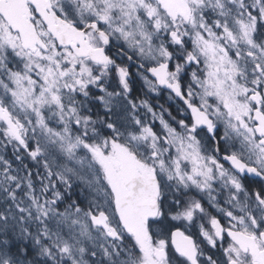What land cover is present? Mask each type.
Listing matches in <instances>:
<instances>
[{
  "label": "snow or ice",
  "instance_id": "snow-or-ice-1",
  "mask_svg": "<svg viewBox=\"0 0 264 264\" xmlns=\"http://www.w3.org/2000/svg\"><path fill=\"white\" fill-rule=\"evenodd\" d=\"M0 264H264V0H0Z\"/></svg>",
  "mask_w": 264,
  "mask_h": 264
},
{
  "label": "trees",
  "instance_id": "trees-1",
  "mask_svg": "<svg viewBox=\"0 0 264 264\" xmlns=\"http://www.w3.org/2000/svg\"><path fill=\"white\" fill-rule=\"evenodd\" d=\"M133 87L135 89V92L133 93V95L140 94L141 89L143 88L142 81L140 79H138V78L135 77V81H134ZM144 91H146V89H144ZM149 95H151V94H149ZM152 103L154 105H156L157 108H159V105H161V104H163L165 107H167L168 105H171V111L173 112L174 115L176 114V108L174 107V105L172 103H169L168 102V100L165 98V95L163 97L159 98L158 100L157 99H153L152 100ZM165 115H167V114L165 113ZM157 127H159V126L157 125ZM177 223H178V221H171V220H169L168 221V224H166L167 225L166 230L169 228V225L177 224ZM205 224H207V221H205ZM192 228L194 229L195 227L192 226Z\"/></svg>",
  "mask_w": 264,
  "mask_h": 264
},
{
  "label": "rangeland",
  "instance_id": "rangeland-1",
  "mask_svg": "<svg viewBox=\"0 0 264 264\" xmlns=\"http://www.w3.org/2000/svg\"><path fill=\"white\" fill-rule=\"evenodd\" d=\"M139 78V77H138ZM142 84H143V82H142ZM158 125V124H157ZM159 126V125H158ZM185 223L186 222H183V221H178V223L177 224H172V225H180L181 227H182V229H184V231L185 232H189L191 229H193L192 227L191 228H187V227H185ZM193 227H195V230H196V232H197V234H198V236H199V227H198V225H193ZM166 228H167V225H165V231H166V238H167V241H168V245H169V248H170V236H169V234L170 233H168L167 232V230H166ZM174 228V227H173ZM172 229V228H171Z\"/></svg>",
  "mask_w": 264,
  "mask_h": 264
},
{
  "label": "flooded vegetation",
  "instance_id": "flooded-vegetation-1",
  "mask_svg": "<svg viewBox=\"0 0 264 264\" xmlns=\"http://www.w3.org/2000/svg\"><path fill=\"white\" fill-rule=\"evenodd\" d=\"M132 72H133V76L135 77V73H136V69H135V67L132 69ZM165 98L168 100L166 94H165ZM168 102H169V103H172V104L174 105L175 108L177 107V105H176L174 102L169 101V100H168ZM189 119H190V116H189ZM213 211H214V210H213ZM221 219H223V218L221 217ZM174 228H175V227H174ZM179 229H180L181 231H184V229H182L181 226H180ZM172 230H173V228H172V229H171V228H168V229H167V232H168V233H171ZM184 232H185V231H184ZM185 234H186V235H187V234H192V235H194V236H196V237H199L195 229H191L189 232H185ZM169 235H170V234H169ZM170 250L173 251V249H172L171 247H170Z\"/></svg>",
  "mask_w": 264,
  "mask_h": 264
},
{
  "label": "water",
  "instance_id": "water-1",
  "mask_svg": "<svg viewBox=\"0 0 264 264\" xmlns=\"http://www.w3.org/2000/svg\"><path fill=\"white\" fill-rule=\"evenodd\" d=\"M175 230H177V229H175ZM175 230H173V231H175ZM170 243H171V235H170ZM174 250V249H173Z\"/></svg>",
  "mask_w": 264,
  "mask_h": 264
}]
</instances>
